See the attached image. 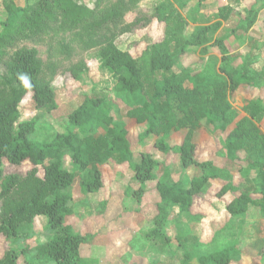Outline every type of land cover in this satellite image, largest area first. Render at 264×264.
I'll use <instances>...</instances> for the list:
<instances>
[{
	"label": "trees",
	"instance_id": "16d2710c",
	"mask_svg": "<svg viewBox=\"0 0 264 264\" xmlns=\"http://www.w3.org/2000/svg\"><path fill=\"white\" fill-rule=\"evenodd\" d=\"M16 0H3L8 20L2 24L0 49L15 50L6 63L8 76L0 79V252L1 244L9 247L0 255V264H84L80 248L93 234L77 232L66 225V219L74 214V197L71 189L80 179L82 193L95 194L104 188L101 167L109 162L128 164L134 172V181L140 184L136 191L141 198L144 186L157 181L156 190L160 201L156 206V228L148 234V241L170 242L163 233L171 212L179 207L191 215L192 210L203 204L207 193L220 181L221 174L209 170L208 165L198 163L199 145L195 134L206 123L214 134L226 136L225 149L229 161L251 171H257L254 179L242 178L239 184L228 182L217 193L218 198L228 194L232 200L227 204L228 213L235 218L245 215L250 207L264 214V132L257 123L264 119V101L246 98L244 112L240 117L230 102V96L242 86L256 88L259 75L252 69L248 59L241 65L222 53L219 74L206 76L201 72L190 73V68L175 71L177 61L186 57L192 48L206 47L213 41L222 23L198 27L190 36L185 33L186 22L172 3H164L146 15L124 27L121 34H132L148 29L153 23L164 28L161 39L140 38L146 44L137 56L122 51L110 36V27H116L133 6L142 0H121L109 9H94L76 0H39L33 6L17 7ZM207 1V0H201ZM233 8L224 6L218 10V18L227 22ZM256 19L247 16L241 26L246 30L254 26ZM233 32V31H232ZM235 32V31H234ZM69 35V43H63L65 55H72L71 43L83 50L102 48L101 57L106 68L117 80L116 92L127 94L137 100L126 120L118 121L103 109V99L86 97L82 105L69 115V124L76 132L59 134L52 141H36L38 121L20 123L19 105L29 94L37 109H57L55 92L49 82H44V72L38 50L22 49L21 45L46 44L48 40ZM215 43H224L217 38ZM6 52L0 50V61ZM80 65L71 68V76L79 80ZM195 81V86L187 83ZM147 126L138 136L140 144L157 139L155 148L169 159L175 157L186 169L199 166L202 174L192 180L188 187L170 184V166L164 167V176L157 175L160 162L150 153L142 152L135 162L134 145L130 139V126ZM106 130L105 135H99ZM71 160L73 171L66 169V159ZM15 169L5 174V165ZM29 164L30 169L22 168ZM43 171V177L39 176ZM48 220L44 232L46 242L36 248L27 244L36 238L34 222L37 217ZM13 249L12 244H20ZM2 244V245H3ZM4 246V245H3ZM2 246V247H3ZM183 264L195 258L185 245ZM3 250V249H2ZM32 254V255H31ZM33 256V259L30 257ZM259 257L264 258V248ZM200 264H232L230 249H223L198 259Z\"/></svg>",
	"mask_w": 264,
	"mask_h": 264
},
{
	"label": "rangeland",
	"instance_id": "374dc122",
	"mask_svg": "<svg viewBox=\"0 0 264 264\" xmlns=\"http://www.w3.org/2000/svg\"><path fill=\"white\" fill-rule=\"evenodd\" d=\"M37 0H29L30 4ZM91 9L101 3L100 10L109 9L121 0H76ZM238 0H142L138 5L133 6L128 11L124 19L118 22L116 27L111 26L110 36L115 37V45L122 51H131L135 56L139 55L146 44H139V37L161 39L164 35V28L158 23H153L151 27L138 32V36L132 34H121L128 24L150 15L152 10L164 3H172L179 11V14L186 22L185 33L190 36L198 27L209 24L218 17L217 9L221 5H232L234 12L231 19L224 23V27L215 33L213 41L205 48H192L191 53L177 61L175 71L181 73L183 68H190V73L201 72L206 76L219 74L222 66V53H229V58L238 59L237 65H241L245 56L249 58V63L264 77V17L261 18V11L264 10V0H244L237 5ZM261 4V5H260ZM250 16L256 22L263 19V23L258 26L250 35L242 31H237L239 22L244 17ZM7 15L1 5L0 0V35L3 31L2 22ZM201 25V26H200ZM235 32H231L232 30ZM233 34V35H232ZM217 38H224V43L216 44ZM71 36L66 35L54 40H48L41 46H33L29 43L21 45L22 49L38 50V58L43 67L44 82H49L55 92L57 109L50 111L48 108L37 109L31 95H27L19 105L20 123L38 121L37 131L32 136L36 141H52L59 134L76 132L69 124V115L76 111L86 97L95 96L103 99V109L113 114L116 120H126L128 112L137 104L138 99H134L127 94L116 92L117 80L112 71L104 66L101 57L102 48L83 50L76 43H71L72 55H65L63 43H69ZM258 51L262 50L260 55ZM1 52H6L0 61V79L8 76L6 63L10 61L15 50L1 48ZM252 50V51H251ZM242 59V60H241ZM80 65L81 73L79 80H75L70 73L72 67ZM195 81L191 80L187 86L193 87ZM0 86H2L0 81ZM263 90H252L255 98H263L264 101V80ZM248 94L237 92L230 96V102L240 117L246 116L244 108L245 97ZM264 132V119L257 123ZM144 131V127L130 126V139L134 145L135 162L141 158L142 152H149L160 166L157 168V175L164 176V167L170 166L169 178L166 180L170 184H182L188 187L192 180L202 174L200 165H208V169L215 171L223 177L220 181L214 182V186L206 195V200L200 206L192 210L188 215L175 208L163 228V233L170 238V242L162 240L148 241V234L155 227L154 221L157 216L156 206L160 201V196L156 190L157 181L145 184L144 194L141 198L136 191L140 184L134 181V172L128 165L109 162L101 167L104 176V188L93 194V197L82 193L80 179L77 178L75 185L71 189L74 199L73 209L75 215L69 223L77 226L79 232L93 234L87 243L80 248L81 256H86L92 252V248H100L97 252L96 261L86 259L84 264H183V250L179 245H185L189 253H193L195 258L190 264H200L198 259L208 256L223 249H230L234 262L232 264H264V258L259 254L264 248V214L256 207H250L249 211L239 217H232L227 211V204L232 200V195L228 194L223 198H218L217 193L228 182L239 184L241 179H254L257 171L249 170L246 165L240 174L241 166L234 164L227 159L225 134H214L212 128L206 123L203 130L195 134L194 142L199 145L198 163L199 166L186 169L180 160L175 157H167L159 152L154 146L157 141L152 139L145 143L138 142V136ZM106 130L100 131L99 135H105ZM71 161L66 159V169L72 170ZM30 165H25L22 170L26 172ZM15 169H9L8 163L5 165V174L8 175ZM43 177V171L39 173ZM242 179V180H243ZM90 197L86 200L84 197ZM46 220L45 216H42ZM40 228L41 220L37 222ZM81 230V231H80ZM44 235L32 239L30 248H36L40 243H45ZM3 244V243H2ZM1 244L2 255L9 247L8 244ZM3 246V247H2ZM20 244H12L13 249H18ZM32 255V254H31ZM30 257L33 259V256ZM95 256V255H91ZM19 264H25L23 258L19 259Z\"/></svg>",
	"mask_w": 264,
	"mask_h": 264
},
{
	"label": "crops",
	"instance_id": "0c3cea01",
	"mask_svg": "<svg viewBox=\"0 0 264 264\" xmlns=\"http://www.w3.org/2000/svg\"><path fill=\"white\" fill-rule=\"evenodd\" d=\"M39 0H37V1H35L34 3H32V4H30V2H29V0H16L15 1V3H16V5H17V7H19V8H25L27 5L28 6H33L36 2H38ZM244 0H238L237 1V5H239V4H241L242 2H243ZM261 3H262V0H259ZM1 5L3 6V9H4V11L6 12V15H7V17H6V19H5V21L4 22H2V24H4V23H6V21L8 20V13H7V11H6V9H5V7H4V5H3V0H1ZM261 5V4H260ZM225 5H221V6H219V8L217 9V14H218V10L220 9V8H222V7H224ZM226 6H230V7H234L233 6V4L232 5H226ZM233 10H234V8H233ZM234 12V11H233ZM218 17V16H217ZM260 17L261 18H263L264 17V10L263 11H261V14H260ZM245 18H246V16L239 22V24H238V26H237V31H242V32H244V33H248L249 32V34L248 35H250L254 30H256L257 28H258V26L260 25V24H262L263 23V19H261V20H259L258 22H255V24H254V26L253 27H251L250 29H248V30H246L243 26H241V22H243L244 20H245ZM231 19V18H230ZM217 22H221L222 23V26L224 27V23H226V22H223V21H221L219 18H217L216 20H214L213 22H211V23H209V24H206V25H202V27H205V26H210V25H213V24H215V23H217ZM228 22V21H227ZM201 26V25H200ZM233 31V30H232ZM231 31V32H232ZM234 31H236L235 29H234ZM233 31V32H234ZM3 32V31H2ZM233 35V34H232ZM255 50H256V52H257V55H260L261 54V52H262V50H260V51H258V48H255ZM252 51V50H251ZM248 55H246L245 56V58H244V60L246 61L247 59H249L248 57H247ZM242 60V59H241ZM244 61V62H245ZM237 62H238V59H237ZM243 62V63H244ZM248 62H249V60H248ZM250 64V63H249ZM252 69L259 75V81H258V85H257V87L256 88H253V87H248V86H242L239 90H238V92H243V93H245V94H248V95H246L245 97H251V98H253V99H255V100H261V101H263V98H255L254 97V94L252 93V90H257V91H259V90H263V89H261L262 88V83H263V80H264V77H262V73L260 72L261 70H256V68H254V67H252ZM194 85V84H193ZM192 86V85H191ZM195 86V85H194ZM246 100V99H245ZM246 102V101H245ZM139 127H144V131L147 129V126H145V125H142V126H139ZM143 131V132H144ZM142 132V133H143ZM152 140V139H151ZM154 140H156V139H154ZM147 142V141H146ZM145 143V142H144ZM146 153H149V152H146ZM69 159V158H68ZM70 160V159H69ZM71 161V160H70ZM72 165V164H71ZM122 165H126V164H122ZM128 165V164H127ZM128 167H129V165H128ZM67 170H69V169H67ZM69 171H73V166H72V170H69ZM134 176H135V174H134ZM133 176V177H134ZM134 179V178H133ZM88 196H90V197H93V194H90V195H88ZM84 197L86 200H91V199H89L90 197ZM75 200H76V198H74ZM158 203H159V201H158ZM157 203V204H158ZM75 215V210H74V214L71 216V217H68L67 219H66V222H65V224L66 225H69V226H72L74 229H75V231H77V232H79V230H78V228H77V226H74L73 224H71V223H69V220L71 219V218H73V216ZM39 220H41V226H40V228L37 226V222L39 221ZM47 224H48V220H47V218H46V220L44 219V218H42V216H40V217H37L36 219H35V222H34V230H35V233H36V237H40V236H43L44 235V232H45V229H46V227H47ZM81 231V230H80ZM45 239V238H44ZM33 240H35V239H33ZM31 241L32 240H30L27 244H29L30 245V243H31ZM40 244H43V243H40ZM39 244V245H40ZM31 246V245H30ZM100 250V248L98 249V248H92V252H90L89 254H87L86 256H81V258L82 259H84V260H86V259H89L90 261H96V259H97V257H96V255H97V252ZM91 255H95V256H91Z\"/></svg>",
	"mask_w": 264,
	"mask_h": 264
}]
</instances>
